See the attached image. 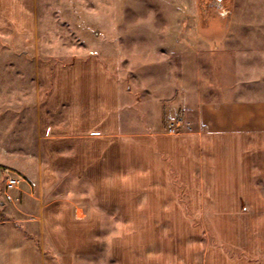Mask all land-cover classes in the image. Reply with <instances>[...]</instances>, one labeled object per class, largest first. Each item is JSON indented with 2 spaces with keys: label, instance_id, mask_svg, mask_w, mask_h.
Listing matches in <instances>:
<instances>
[{
  "label": "rangeland",
  "instance_id": "rangeland-1",
  "mask_svg": "<svg viewBox=\"0 0 264 264\" xmlns=\"http://www.w3.org/2000/svg\"><path fill=\"white\" fill-rule=\"evenodd\" d=\"M199 2L0 1V264L5 238L19 231L32 239V234L41 232L39 206L66 202L77 222H90L91 212L100 208L91 184L74 182L64 172L58 174V181L49 180L51 136L43 131L51 122L60 128L65 124L64 110L58 116L45 110L59 67L89 59L98 60L104 69L116 67L113 76L131 104L122 116L121 133L187 132L199 103L234 100L255 89V33L246 32L244 26L254 27L256 16L264 15V0H223L225 11L212 18L202 15ZM239 84L244 91L237 89ZM166 161L169 177L162 180L161 188L175 195L167 203V228L130 230L121 214L99 210L102 226L90 238L94 243L102 240L101 264H128V249H136L135 260H142L148 235L164 241L166 264H261L263 216L247 208L246 200L204 198L207 185L202 183L194 187L199 198L187 199L170 158ZM4 170L19 177L15 188H4ZM126 187L134 188L129 182ZM121 200L126 219L142 202L132 199L131 207V200ZM219 206L230 211H217ZM83 231L90 233L74 232ZM34 242L37 249L47 250V256L53 253L45 239ZM152 243V254L158 255L154 249L160 245ZM95 263L94 258L91 264Z\"/></svg>",
  "mask_w": 264,
  "mask_h": 264
},
{
  "label": "crops",
  "instance_id": "crops-1",
  "mask_svg": "<svg viewBox=\"0 0 264 264\" xmlns=\"http://www.w3.org/2000/svg\"><path fill=\"white\" fill-rule=\"evenodd\" d=\"M254 22V27H244L246 32L252 29L255 33V89L234 100L199 103L193 127L174 136L121 133L122 116L129 113L131 104L113 76L117 71L114 65L106 67V71L98 60L89 59L55 70L51 101L48 100L45 110L57 116L64 110L65 124L60 128L51 122V127L48 125L43 131L46 137L51 136L49 180L58 181V174L64 172L74 182L91 184L100 208L91 212L90 222H77L71 218V206L65 208L66 202L39 206L41 232L32 234V239H25L19 231L16 236L5 238L1 264H91L94 258L95 264H101L102 240L94 243L90 238L102 226L99 210L121 214L123 225L130 230H165L167 203L175 197L161 188L162 180L169 177L168 157L187 199L199 198L194 187L202 183L207 185L202 190L204 198L246 200V207L264 218V15L256 16ZM237 89L244 91L243 84ZM127 182L132 183L133 190L129 191ZM118 183L123 185L118 187ZM157 183L160 184L155 187ZM123 198L131 200V207L135 206L132 199L142 200L135 212L128 213L129 219L123 214ZM172 202L170 208L175 209ZM237 205L239 201L232 205L233 212ZM217 209L230 211V207ZM81 230L90 233L74 232ZM82 234L84 237L79 238ZM34 239H45L53 253L47 256V250L37 249ZM152 242L160 245L159 250L154 249L158 255L152 254ZM143 243L142 260H135L136 249H128V264H166L164 241L157 242L148 235ZM262 253L260 259L264 264V249Z\"/></svg>",
  "mask_w": 264,
  "mask_h": 264
},
{
  "label": "flooded vegetation",
  "instance_id": "flooded-vegetation-1",
  "mask_svg": "<svg viewBox=\"0 0 264 264\" xmlns=\"http://www.w3.org/2000/svg\"><path fill=\"white\" fill-rule=\"evenodd\" d=\"M212 3V6L213 7H209ZM216 3V4H215ZM223 3V0H209V1H206V0H200L199 2V6L202 8L201 12H202V15H204V17H216L217 16V12L220 13V12H223L225 11V8L224 6L222 5ZM224 9V10H223ZM218 16H221V15H218Z\"/></svg>",
  "mask_w": 264,
  "mask_h": 264
},
{
  "label": "built area",
  "instance_id": "built-area-1",
  "mask_svg": "<svg viewBox=\"0 0 264 264\" xmlns=\"http://www.w3.org/2000/svg\"><path fill=\"white\" fill-rule=\"evenodd\" d=\"M5 180H4V188L7 190L13 189L19 183V177L9 170H4Z\"/></svg>",
  "mask_w": 264,
  "mask_h": 264
}]
</instances>
